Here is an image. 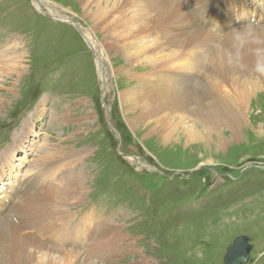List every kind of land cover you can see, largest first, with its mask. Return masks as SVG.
<instances>
[{
	"label": "rangeland",
	"instance_id": "rangeland-1",
	"mask_svg": "<svg viewBox=\"0 0 264 264\" xmlns=\"http://www.w3.org/2000/svg\"><path fill=\"white\" fill-rule=\"evenodd\" d=\"M240 4L251 16V5ZM219 17L217 28L226 32ZM90 24L78 0H0V61L23 64L16 73L0 69V194L15 186L8 193L16 200L19 183L29 180L28 189L41 170L54 188L75 184L81 193L71 192L66 217L55 211L57 235L50 234L64 248L78 237L71 227L82 228L75 264H223L242 234L253 244L246 264H264V87L234 91L245 102L237 134L226 127L192 140L182 126L172 137L155 124L133 129L119 91L156 63H134L110 49L102 84L81 29Z\"/></svg>",
	"mask_w": 264,
	"mask_h": 264
},
{
	"label": "bare ground",
	"instance_id": "bare-ground-1",
	"mask_svg": "<svg viewBox=\"0 0 264 264\" xmlns=\"http://www.w3.org/2000/svg\"><path fill=\"white\" fill-rule=\"evenodd\" d=\"M78 1L84 7L86 16H90L91 28L81 26V29L85 38H90L102 84L107 85L109 80L105 76L110 71L107 54L113 61L110 49L121 50L134 63H156L150 74L128 77L125 82L128 85L119 91V102L127 113H133L128 117L133 129L141 123L155 124V127L160 126L165 131L167 137L182 126L188 139L192 140L207 138L212 132L223 134L226 127L233 134L240 131L244 121L240 108L245 102L240 99L237 103L233 93L239 88H262L264 79H256L247 72L227 70L211 60L204 63L203 59L207 52L214 50L216 36L212 34V28L221 32L220 14L225 17L222 29L226 32L249 22L264 26V0ZM240 2L251 5V16L244 13L248 8L240 12ZM203 5L208 6L207 11L201 9ZM205 16L211 17L209 23L212 25L203 22ZM237 16L239 21L233 25ZM102 33L109 36L108 41H103ZM164 59L169 62L164 63ZM19 63L21 60L8 65L1 60L0 69L16 73ZM114 69L119 72L115 65ZM201 78L203 85L194 86L195 80ZM223 87L229 88L232 94ZM30 123L26 119L22 123L27 132ZM23 128L18 131V136ZM135 162L139 163V159ZM33 178L34 182L26 190L29 180L19 183L22 193L14 201L15 193L11 195L8 191H14L15 186L6 187L8 191L0 194V199H5L0 201V264H64L66 261L75 264L84 241L82 228L71 227L70 234L76 233L78 237L71 238V243H66L64 248L55 246L51 235H57L52 234L58 226L55 211L66 217L61 213L66 200L71 192L75 196L81 190H77L75 184L72 188L52 187V183L46 182L50 174L45 170L36 173ZM35 184H39L41 189L34 191L32 185Z\"/></svg>",
	"mask_w": 264,
	"mask_h": 264
},
{
	"label": "clouds",
	"instance_id": "clouds-1",
	"mask_svg": "<svg viewBox=\"0 0 264 264\" xmlns=\"http://www.w3.org/2000/svg\"><path fill=\"white\" fill-rule=\"evenodd\" d=\"M212 29L216 43L214 50L204 55V63L211 60L227 70L247 72L256 79H264V26L249 22L228 32Z\"/></svg>",
	"mask_w": 264,
	"mask_h": 264
},
{
	"label": "water",
	"instance_id": "water-1",
	"mask_svg": "<svg viewBox=\"0 0 264 264\" xmlns=\"http://www.w3.org/2000/svg\"><path fill=\"white\" fill-rule=\"evenodd\" d=\"M252 237L247 234L237 236L228 248L223 264H246L253 248Z\"/></svg>",
	"mask_w": 264,
	"mask_h": 264
}]
</instances>
